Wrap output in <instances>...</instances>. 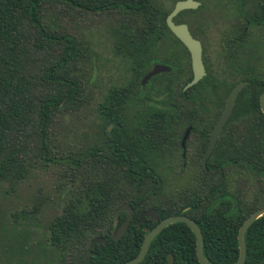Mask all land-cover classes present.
Returning <instances> with one entry per match:
<instances>
[{
  "label": "trees",
  "instance_id": "obj_1",
  "mask_svg": "<svg viewBox=\"0 0 264 264\" xmlns=\"http://www.w3.org/2000/svg\"><path fill=\"white\" fill-rule=\"evenodd\" d=\"M162 1L0 0V190L11 195L51 174V193L62 202L44 224L40 216L50 209V196L30 195L31 205L0 220L4 264H123L157 224L144 218L137 225L149 208L159 221L194 220L208 262L237 260L239 227L264 208V68L257 56V41L264 45V0H196L214 9L218 71L207 67L186 90L192 71L183 46L184 62L154 77H163L158 82L140 85L157 57L153 39L172 35L165 17L179 0L167 9ZM100 20L122 82L110 85L88 111L99 60L85 31ZM242 81L247 84L204 169L200 157L191 156L190 141L196 129L210 130ZM85 121L93 138L69 145L60 140L62 129ZM189 125L195 131L182 157L180 138ZM206 139L203 133L199 144ZM125 203L134 217L114 240V214ZM5 213L0 207L1 219ZM125 217L119 214L117 227ZM37 226L43 235L32 244ZM94 238L106 244L90 249ZM244 239V264H264V215ZM139 264H200L193 233L183 223L167 226Z\"/></svg>",
  "mask_w": 264,
  "mask_h": 264
},
{
  "label": "water",
  "instance_id": "obj_2",
  "mask_svg": "<svg viewBox=\"0 0 264 264\" xmlns=\"http://www.w3.org/2000/svg\"><path fill=\"white\" fill-rule=\"evenodd\" d=\"M200 6L199 2H196L194 0H179L175 3L173 10L168 14L166 18V25L168 29L175 35L177 39H179L182 44L186 47V49L189 52L190 55V62H191V70H192V79L190 82H188L183 90H186L195 84H197L203 77H205L206 73L204 70V66L202 63V48L200 45V42L194 38L191 37L189 34L187 28L185 25H175L172 21L173 17L177 15L182 10L186 9H196ZM169 71V67L164 65H154L151 71H149L142 79L141 84L145 85L147 81L160 73ZM247 84L246 81L239 82L236 84L231 91L229 92L228 96L225 99V106L224 109L217 119V121L214 124V127L211 132V136L207 145V148L201 158V164L205 168V163L210 155L211 151L213 150L215 143L222 132L223 126L229 119L234 105L236 98L239 94V92L243 89V87ZM259 107L260 111L264 115V90L261 93L259 97ZM110 129V128H109ZM108 129V130H109ZM190 128H188L182 138V147H184V142L187 139V136L189 134ZM125 212L126 217L124 222L117 227L118 221L117 218L120 213ZM264 215V208H260L256 210L253 214H251L247 219L244 220V222L241 224V226L238 229L237 233V243H238V249L239 254L238 258L234 263L231 264H244L246 259V246H245V233L247 229L261 216ZM134 217V212L132 208L129 206L128 203H125L121 205L114 214V224H113V230H114V240H118L122 234L125 232L129 222ZM144 218H149L156 222L154 228H152L150 231L146 233V235L143 238L142 244L140 246L138 254L132 258L131 260L123 263V264H139L143 261V259L146 256L148 247L152 240L167 226L175 224V223H183L188 226L190 231L193 233L195 237V252L196 257L198 259V262L200 264H212L206 260L203 254V238L201 231L196 224L194 220L191 218L185 216V215H179V216H168L164 218L163 220L159 221L158 213L152 209L149 208L146 211H144L137 220V225L139 226ZM95 244H106L105 240L102 238H94L89 245V248L91 249ZM85 264V263H84Z\"/></svg>",
  "mask_w": 264,
  "mask_h": 264
},
{
  "label": "rangeland",
  "instance_id": "obj_3",
  "mask_svg": "<svg viewBox=\"0 0 264 264\" xmlns=\"http://www.w3.org/2000/svg\"><path fill=\"white\" fill-rule=\"evenodd\" d=\"M196 1V0H194ZM164 8H169L173 2V0H163ZM199 2L200 1H196ZM201 5V3H200ZM88 39L91 41L93 50L95 54L98 56L99 66H98V76L97 80L98 83L94 86V103L91 104L90 110L92 111L98 105V102L102 99L103 94L107 91L110 85H119L122 82V77L120 72L115 71L114 67L117 65V62L114 61L112 58V50L110 44L108 43V39L105 35V26L104 21L100 20L99 23H94L91 25L89 30L85 31ZM217 32L213 28V38L207 44V50L211 53V59L213 61L212 71H218V65L215 67L216 62V51L219 49L217 45ZM260 42V41H259ZM258 43V57L261 58L262 68H264V45L261 42ZM175 54L177 55V59L180 62H184L185 54L178 48H175ZM164 61V60H163ZM161 59H158L157 62H163ZM163 77H158L153 79L150 83L153 84L154 82H158ZM87 117H91L92 112H84ZM93 129L91 128V122H80V124L72 125L69 128H65L61 130L60 140L64 142V144L69 145L70 143H74V141L82 142L85 139V136H89L90 138L94 137ZM76 138V140H74ZM54 176L53 175H46L43 179L34 178L32 179L31 183L28 185H22L21 188L17 191V193H13L11 195H4V192L0 190V207L1 209L6 212L3 215V219L0 220L9 221L10 216L9 213L14 210H21L24 205H31L30 200H26V198L30 195L39 196L43 199H48L50 196L51 201L49 203L50 209L44 210V213L40 216L41 223L44 224L45 221L50 219L52 216V212L55 213L60 211L61 208V200L54 197L53 193H51L52 185H53ZM37 192H39L37 194ZM35 235L32 236L31 243L34 244L40 237L43 235V228L41 226H37L35 229ZM27 258V257H26ZM28 261V258L25 259ZM6 260L2 258L0 253V264H4Z\"/></svg>",
  "mask_w": 264,
  "mask_h": 264
},
{
  "label": "flooded vegetation",
  "instance_id": "obj_4",
  "mask_svg": "<svg viewBox=\"0 0 264 264\" xmlns=\"http://www.w3.org/2000/svg\"><path fill=\"white\" fill-rule=\"evenodd\" d=\"M244 2L248 3V4L250 3L249 0L244 1ZM175 3L173 4V6L170 9V11L168 12V14L173 10ZM168 14H167V16H168ZM167 16L165 17V22H166ZM214 16H215L214 15V9L212 7L209 6L208 8H201V6H199L196 9L182 10L179 13H177V15L174 16L172 19V21L175 25H185L189 34L191 35V37L200 42V45L202 48V63H203L204 70H205L206 74H207V71H206L207 67L212 68V65H213V61L211 59V53L207 50V44H210L209 42L213 38V21L215 19ZM170 33L172 35L166 34L167 37L153 39L154 40L153 45H155L156 50H157V57H153L154 63H153V65L149 71H151L152 68L154 67V65H157V64L169 67V71L160 73L158 75L171 73L172 68L177 66V64L181 63L177 59V55L175 54V48L176 47H178L184 53V50L182 48V46H183L189 55L188 50L182 44V42L179 39H177L171 31H170ZM215 58H216V56H215ZM158 59H161L162 61L163 60L164 61L162 63L161 62L159 63V62H157ZM189 60H190V55H189ZM217 65H218V61L216 60L215 67ZM190 66H191V62H190ZM148 72H146V74ZM146 74H144V76ZM158 75H156V76H158ZM156 76L151 77L145 85L141 84V81L143 79V77H142L140 80L141 87H145V86L149 85L151 80ZM238 83H236V84H238ZM224 106H225V104H224ZM224 106H223V109H224ZM223 109H222V111H223ZM222 111H221V113H222ZM221 113L219 114V116L221 115ZM219 116L217 117V119L219 118ZM217 119L213 122L209 131H207L206 128H200L198 130L196 129L197 134L195 135V139L193 142L190 141L189 149H190V151H192L191 156L200 157V164H201V158H202V156H203V154L207 148L212 129H213L214 124L217 121ZM194 122L197 124H206L207 123L206 121H203V120H196ZM188 128H190L189 134L191 132H193V130L195 131V129H193V127L191 125H189L185 128V130H184V132L180 138V143H179V147L181 149V156L182 157H184V155H185L186 143H187V139L189 137V134L187 136V139L184 142V147H182V138H183L185 131ZM203 133H205V135L207 136L206 143L204 144V147H203V144L202 145L199 144L200 143L199 141H201ZM215 145H216V143H215ZM201 149L203 150L202 152H200ZM212 151H211V153H212ZM209 156H208V158H209ZM201 166H202V164H201ZM204 169H206V163H205Z\"/></svg>",
  "mask_w": 264,
  "mask_h": 264
}]
</instances>
